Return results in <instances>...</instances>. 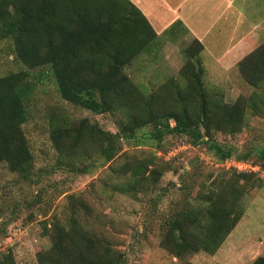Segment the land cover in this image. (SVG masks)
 Instances as JSON below:
<instances>
[{"label": "trees", "instance_id": "16d2710c", "mask_svg": "<svg viewBox=\"0 0 264 264\" xmlns=\"http://www.w3.org/2000/svg\"><path fill=\"white\" fill-rule=\"evenodd\" d=\"M2 39L14 41L15 56L26 69L50 67L59 93L68 102L93 113L117 115V133L89 116H51L50 138L58 170L88 173L116 157L120 139L139 142L144 137L161 142L171 134L187 135L195 145L205 142L220 162L250 154H236L215 136L225 129L235 132L243 123L245 109L224 101L219 90L205 88L204 45L199 39L187 48L188 62L181 73L184 83L172 77L147 93L126 72L134 59L161 41L131 0H0ZM238 66L253 84L264 85V41ZM26 69L0 73V162L30 179L35 158L23 127L28 119L26 100L32 91ZM255 95L247 99L251 107L263 99ZM148 164H126L135 183L124 188L142 185L149 174L161 177L159 168L147 174ZM68 197L72 215L64 223L44 221L52 241L39 264H127L109 239L87 226L90 204L74 194ZM243 212L242 204L230 203L221 195L198 218L172 213L164 220L161 244L178 257L199 251L215 253ZM0 264H16L13 253ZM253 264H264V255Z\"/></svg>", "mask_w": 264, "mask_h": 264}, {"label": "rangeland", "instance_id": "374dc122", "mask_svg": "<svg viewBox=\"0 0 264 264\" xmlns=\"http://www.w3.org/2000/svg\"><path fill=\"white\" fill-rule=\"evenodd\" d=\"M189 44L161 38L134 59L126 72L147 93L172 77L184 83L181 73L188 62ZM203 64L205 88L219 90L224 101L245 109L238 129L218 131L216 138L236 154L250 153L246 158H234L260 169L240 171L230 166L232 160L218 161L205 142L195 145L187 135L171 134L161 142L144 137L139 142L120 139L113 160L77 174L55 167L50 117L60 113L74 119L89 116L117 133V115L93 113L68 102L59 93L50 67L26 69L15 56L14 41L0 40V73L29 70L32 91L26 100L28 119L23 127L35 158L30 179L0 162V260L12 252L16 264H39L40 255L52 241L44 221L64 223L72 215L71 194L90 204L87 226L109 239L127 264H253L264 255V85L249 81L239 66L211 71ZM254 93L255 98L263 99L251 107L247 99ZM139 161L149 163L147 174L152 168L161 169V177L149 174L142 185L124 188L135 183L126 164ZM221 195L230 203L242 204L244 212L215 253L199 251L178 257L162 246L164 220L170 214L198 218Z\"/></svg>", "mask_w": 264, "mask_h": 264}, {"label": "crops", "instance_id": "0c3cea01", "mask_svg": "<svg viewBox=\"0 0 264 264\" xmlns=\"http://www.w3.org/2000/svg\"><path fill=\"white\" fill-rule=\"evenodd\" d=\"M170 43L199 39L208 70H233L264 41V0H131Z\"/></svg>", "mask_w": 264, "mask_h": 264}, {"label": "built area", "instance_id": "2783aa9c", "mask_svg": "<svg viewBox=\"0 0 264 264\" xmlns=\"http://www.w3.org/2000/svg\"><path fill=\"white\" fill-rule=\"evenodd\" d=\"M231 160H232V165H230V166L235 167L240 171L251 172V171H257V169H260L258 165H254L251 162L246 161V160L237 161L238 159H236L234 157L227 159L226 163L228 161H231ZM263 173H264V171H263Z\"/></svg>", "mask_w": 264, "mask_h": 264}]
</instances>
